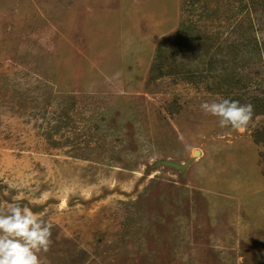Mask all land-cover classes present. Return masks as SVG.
Instances as JSON below:
<instances>
[{
	"label": "rangeland",
	"instance_id": "1",
	"mask_svg": "<svg viewBox=\"0 0 264 264\" xmlns=\"http://www.w3.org/2000/svg\"><path fill=\"white\" fill-rule=\"evenodd\" d=\"M244 95L264 0H0V207L53 224L43 264H264V115L200 109Z\"/></svg>",
	"mask_w": 264,
	"mask_h": 264
},
{
	"label": "clouds",
	"instance_id": "2",
	"mask_svg": "<svg viewBox=\"0 0 264 264\" xmlns=\"http://www.w3.org/2000/svg\"><path fill=\"white\" fill-rule=\"evenodd\" d=\"M200 109L217 117L219 127L240 131L250 125L254 115L252 104L227 98L202 102ZM52 235L53 224L26 204L14 201L0 207V264H43L41 254L50 252Z\"/></svg>",
	"mask_w": 264,
	"mask_h": 264
},
{
	"label": "trees",
	"instance_id": "3",
	"mask_svg": "<svg viewBox=\"0 0 264 264\" xmlns=\"http://www.w3.org/2000/svg\"><path fill=\"white\" fill-rule=\"evenodd\" d=\"M182 32L189 34V36L185 38L186 41H189V39H191V38H193V41L196 39H202L201 41L203 42L204 47H202L201 45L200 46L202 47V50L208 55L204 59V62L206 63V60L210 56L211 50L213 48L211 45L207 44V40L210 39L208 37V35L206 33L202 32L200 29H198L194 23H191L189 26H183ZM220 40H221V36L216 35L215 41L219 43ZM161 46L164 48H167L169 50L170 56H173V54L178 53L181 49L186 47L180 40H175L172 42L164 41L161 44ZM160 53H161V51H160ZM166 53H167V55H169L168 52H166ZM166 53H163V54L166 55ZM170 67L174 68L173 64H171ZM231 100H237L241 104L250 103L253 105V107H254L253 120L247 128L253 127L254 122L256 120V117L264 115V98L259 99V98H256L255 96L247 97L246 95H244L243 97L236 96ZM251 137H252L253 143H255L256 145H258L261 148L259 155H260V159H261L260 163H261V166L263 169V174H264V119L262 121H260L258 123V125L253 129ZM56 247H57V245H56V243H54L52 245L50 251H54V249Z\"/></svg>",
	"mask_w": 264,
	"mask_h": 264
},
{
	"label": "water",
	"instance_id": "4",
	"mask_svg": "<svg viewBox=\"0 0 264 264\" xmlns=\"http://www.w3.org/2000/svg\"><path fill=\"white\" fill-rule=\"evenodd\" d=\"M194 155H195L196 158H199V156H200V152H199V151H196V152L194 153Z\"/></svg>",
	"mask_w": 264,
	"mask_h": 264
}]
</instances>
